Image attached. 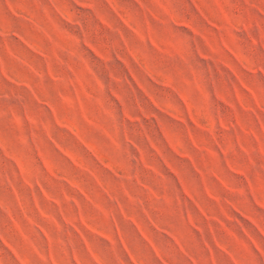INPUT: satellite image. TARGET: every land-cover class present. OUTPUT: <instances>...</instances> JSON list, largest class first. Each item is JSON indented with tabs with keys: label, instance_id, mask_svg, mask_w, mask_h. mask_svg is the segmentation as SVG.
<instances>
[{
	"label": "rangeland",
	"instance_id": "1",
	"mask_svg": "<svg viewBox=\"0 0 264 264\" xmlns=\"http://www.w3.org/2000/svg\"><path fill=\"white\" fill-rule=\"evenodd\" d=\"M261 158L264 0H0V264H264Z\"/></svg>",
	"mask_w": 264,
	"mask_h": 264
},
{
	"label": "clouds",
	"instance_id": "2",
	"mask_svg": "<svg viewBox=\"0 0 264 264\" xmlns=\"http://www.w3.org/2000/svg\"><path fill=\"white\" fill-rule=\"evenodd\" d=\"M115 35V34H113ZM106 85L109 84V81L107 79V83L105 82ZM211 87V85H209ZM145 107H148L147 104H145ZM155 138V137H154ZM143 138L139 136V134L137 133V143H139ZM162 139V138H161ZM133 153H135V149H132ZM262 161H264V158H261ZM262 167H264V163H262L261 165ZM166 171V170H165ZM159 182L161 184V188L163 189L161 197L159 200H155L154 202L158 205H160L161 207L165 208V209H169L171 210L172 205L169 204V200H168V185L167 182L164 180L163 177L159 178ZM178 187V185H177ZM60 230H58L59 232ZM60 235L63 236V232L60 233ZM58 244L60 247L62 248H66L67 250L70 251H75V248L73 246V241L71 239H68L66 236H64L63 241L61 242L60 237H56ZM63 264V262H62ZM70 264V262H69ZM81 264H93L92 260L89 259H82ZM141 264H143V262H141ZM200 264H210L209 261L206 260H201ZM221 264H224V262H221ZM241 264H254V261L248 258H245L243 255H241Z\"/></svg>",
	"mask_w": 264,
	"mask_h": 264
}]
</instances>
